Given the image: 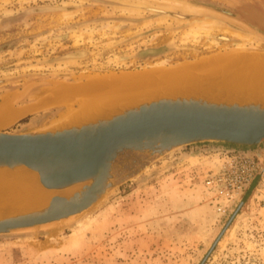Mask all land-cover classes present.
Wrapping results in <instances>:
<instances>
[{
    "label": "rangeland",
    "instance_id": "1",
    "mask_svg": "<svg viewBox=\"0 0 264 264\" xmlns=\"http://www.w3.org/2000/svg\"><path fill=\"white\" fill-rule=\"evenodd\" d=\"M230 48L264 51V0H0V132L57 127L77 107L52 101L64 85ZM115 174L85 211L0 234V264H202L259 174L204 264H264V142L129 153Z\"/></svg>",
    "mask_w": 264,
    "mask_h": 264
},
{
    "label": "water",
    "instance_id": "2",
    "mask_svg": "<svg viewBox=\"0 0 264 264\" xmlns=\"http://www.w3.org/2000/svg\"><path fill=\"white\" fill-rule=\"evenodd\" d=\"M260 54L264 58V51ZM202 142L253 147L264 142V106L228 105L197 99H162L125 114L80 128L43 132H0V166L24 165L38 171L49 189H64L91 181L75 200L57 196L45 212L0 220V234L33 228L77 215L113 187L115 166L129 153L160 156L174 148ZM261 174L217 238L202 264L214 251Z\"/></svg>",
    "mask_w": 264,
    "mask_h": 264
},
{
    "label": "bare ground",
    "instance_id": "3",
    "mask_svg": "<svg viewBox=\"0 0 264 264\" xmlns=\"http://www.w3.org/2000/svg\"><path fill=\"white\" fill-rule=\"evenodd\" d=\"M243 49L232 48L173 67L152 65L138 71L100 74L86 82L64 85L49 100L76 103L77 107L63 115L55 128H80L107 122L162 99L264 106L262 49ZM10 109L6 103L0 107V125L10 115ZM90 182L49 189L41 183L34 169L24 165L0 166V220L45 212L57 196L75 200Z\"/></svg>",
    "mask_w": 264,
    "mask_h": 264
},
{
    "label": "built area",
    "instance_id": "4",
    "mask_svg": "<svg viewBox=\"0 0 264 264\" xmlns=\"http://www.w3.org/2000/svg\"><path fill=\"white\" fill-rule=\"evenodd\" d=\"M252 175L253 174L251 172V169L242 170L241 173L237 175L234 179H231V181L227 185L229 192H240L244 188L245 184L252 177Z\"/></svg>",
    "mask_w": 264,
    "mask_h": 264
},
{
    "label": "crops",
    "instance_id": "5",
    "mask_svg": "<svg viewBox=\"0 0 264 264\" xmlns=\"http://www.w3.org/2000/svg\"><path fill=\"white\" fill-rule=\"evenodd\" d=\"M262 144V143H261Z\"/></svg>",
    "mask_w": 264,
    "mask_h": 264
}]
</instances>
